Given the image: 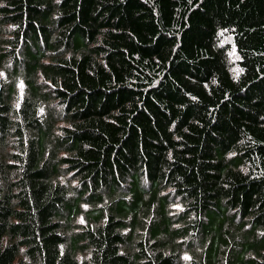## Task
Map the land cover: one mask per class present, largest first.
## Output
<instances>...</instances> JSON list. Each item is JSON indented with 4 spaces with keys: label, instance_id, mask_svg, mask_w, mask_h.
<instances>
[{
    "label": "trees",
    "instance_id": "trees-1",
    "mask_svg": "<svg viewBox=\"0 0 264 264\" xmlns=\"http://www.w3.org/2000/svg\"><path fill=\"white\" fill-rule=\"evenodd\" d=\"M0 264H264V0H0Z\"/></svg>",
    "mask_w": 264,
    "mask_h": 264
},
{
    "label": "rangeland",
    "instance_id": "rangeland-1",
    "mask_svg": "<svg viewBox=\"0 0 264 264\" xmlns=\"http://www.w3.org/2000/svg\"><path fill=\"white\" fill-rule=\"evenodd\" d=\"M231 55H232V54L230 53V54H229V62H232L231 66H230V69H232V68L235 67V65L233 64V61H231V60L234 59L233 56H231Z\"/></svg>",
    "mask_w": 264,
    "mask_h": 264
}]
</instances>
